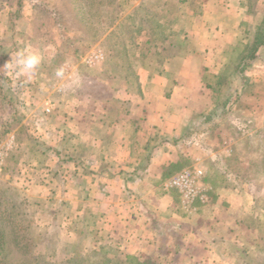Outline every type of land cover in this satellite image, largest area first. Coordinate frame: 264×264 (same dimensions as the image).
I'll return each instance as SVG.
<instances>
[{
  "label": "crops",
  "instance_id": "0c3cea01",
  "mask_svg": "<svg viewBox=\"0 0 264 264\" xmlns=\"http://www.w3.org/2000/svg\"><path fill=\"white\" fill-rule=\"evenodd\" d=\"M44 6L60 16L62 27L48 21L34 28V19ZM263 7L264 0H23L22 28L15 22L13 30L24 31L26 38L37 43L36 48L41 47L44 62H52L63 48V33L73 38L75 47L79 43L89 49L99 47L116 27H121V36L128 35L121 37V48L126 49L124 57L134 60L121 62L133 64V71L124 70L121 85L107 100L92 103L94 108L88 113L77 111V100L64 105L59 118L62 127L69 129L53 139L52 148L62 153L55 157L61 164L57 169L61 178L79 179L73 184L78 196L70 199V206L91 209L106 204L121 209V216L109 222L113 231L121 224V242L130 253L156 249L160 234L182 224L183 218L174 213L180 207V193L175 188L162 189V183L180 170L200 166V180L208 193L223 197L231 190L225 188L226 182L217 187L211 182L206 169L208 154L215 159L216 168L229 165L235 173L242 163L246 174L255 162L264 166V45L244 70V79L235 75L240 94L231 95L223 119L209 124L218 126L211 133L192 127L195 116L220 108L222 90L215 83L216 75L235 61L238 48L251 44ZM11 9H0V16L5 17L0 34L9 29ZM111 16L117 22L110 24ZM35 30L40 36L33 34ZM85 32L92 35L89 45L81 41ZM132 47L130 55L127 49ZM51 79L55 81L39 70L28 83L30 87L41 82L46 85ZM57 89L55 86L52 92ZM48 94L52 93L42 99L43 112L46 105L51 110L55 104ZM219 168L217 175L222 174ZM257 175L264 183V167ZM169 239L165 236L166 242Z\"/></svg>",
  "mask_w": 264,
  "mask_h": 264
},
{
  "label": "rangeland",
  "instance_id": "374dc122",
  "mask_svg": "<svg viewBox=\"0 0 264 264\" xmlns=\"http://www.w3.org/2000/svg\"><path fill=\"white\" fill-rule=\"evenodd\" d=\"M4 19L0 16V22ZM108 19L110 24L118 20L114 16ZM15 22L22 28L20 18ZM19 28L12 31L6 28L5 33L0 34V68L11 60L10 54L21 48L41 52V47L36 48L37 43H32L28 39L31 37L26 38ZM63 35V48L52 62H43L40 67V71L48 72L55 81L51 79L46 85L41 82L30 87L24 77L0 71V150L5 152L0 164V264H140L144 257L157 264H264V183L262 176L257 175L264 166L256 162L250 174H246V165L242 163L237 173L224 164L218 167L222 174L217 175L215 159L208 154L205 163L211 182L215 187L226 182L225 188L231 191L223 197L208 193V201L195 202L190 211L180 204L176 206L173 210L177 217L183 218L182 224L177 227L172 224L176 229L160 234L156 249L149 248L145 254L129 252L126 243L121 242L120 223L113 231L109 219L121 216V209L106 204L93 205L91 209L70 206V199L78 196L73 184L79 179L67 174L61 178L57 171L61 164L59 166L55 158L61 151L52 148L53 139L69 129V126L62 127L59 118L65 111L63 106L77 100L79 113L93 110L92 103L107 100L121 85L124 70L133 71V64L121 61L134 58L123 56L126 49L121 48V37L126 39L128 35L121 36V27H116L99 47L91 49L82 48L79 43L78 47L70 48L69 41L73 43V38ZM83 35L82 42L92 43L90 33ZM94 49L102 50L104 58L87 66L83 58ZM127 50L131 55L134 48ZM61 65L70 68L62 80L54 75ZM80 74L94 79L92 96L86 92L72 94V80ZM82 78L78 80V87L86 91L91 82L84 84ZM15 84L17 91L6 89L7 85ZM59 85L61 90L53 93ZM47 93H52L48 95L55 104L49 112H43L42 99ZM3 94L12 100L17 97V102L7 109ZM13 106L20 120L4 133L3 122L12 116ZM203 127L200 125L198 130L203 131ZM210 127L205 133L212 131ZM96 132L99 134L100 129ZM8 139L12 140L10 145H7ZM212 151L215 155V148ZM185 163L189 164L190 159ZM236 184L238 188L234 187ZM165 236L170 238L168 242Z\"/></svg>",
  "mask_w": 264,
  "mask_h": 264
},
{
  "label": "trees",
  "instance_id": "16d2710c",
  "mask_svg": "<svg viewBox=\"0 0 264 264\" xmlns=\"http://www.w3.org/2000/svg\"><path fill=\"white\" fill-rule=\"evenodd\" d=\"M22 5H23V0H0V9L12 8L9 11V18L7 20V26L10 31H12L14 28V20L21 17ZM60 19H61L60 16H58L56 13H53L47 6H44L41 8L39 12V16L34 19V28L38 29L39 24H44L45 26V23H48V21H50L49 23L52 25L57 24L60 27H62L60 23ZM46 28L49 29L50 26H47ZM47 32L48 31H45L44 34H46ZM33 34L37 37L40 36V32H38L37 30H35ZM69 45H71V47L73 46L72 48L75 47L71 39L69 41ZM263 45H264V7H263V15L261 17V20L255 27V33H254L251 44L250 45L245 44L242 47V49L238 48V51H235L236 52V56L234 58L235 61L234 62L231 61L227 65H224L219 71L220 75L219 74L216 75L217 79L215 83L222 90L221 100L218 103L220 105V108L219 109L217 108L212 113H209L206 115L195 116L194 124L192 126L193 129H195L197 132H201L198 130L199 126L201 125V126H204L201 130L205 132L206 130L209 129L210 126L208 124H210V122L216 119L221 120L225 117V115L229 112L226 106L230 103L231 95L235 93L236 97H238L240 94V91L236 92L239 89V87L235 84V75L238 74L242 76V78L244 79V73H243L244 70L250 66L252 61L258 58V50ZM227 52L228 51H226V53ZM228 55L230 57V54ZM232 56H234V53H232ZM81 75L83 76L82 82L84 84L85 83L88 84L91 82L89 89L86 91H82L78 87V80L79 81L81 80V77H82ZM75 79L76 80H72V83H71L73 86V91H72L73 95L77 96L78 95L77 93H82V92L88 93L89 96L93 95L92 94V88H93L92 80L94 79H92V77H87L86 75L84 76L83 74H80L79 76L77 75ZM6 89L10 90L11 92L17 91L18 85L17 84H15V86L7 85ZM4 96H6L5 104H6L7 109H8V105H12V103L15 104V102H17V97L14 100H12L9 96L3 94V98ZM13 109H14V106H13ZM13 111L14 112L11 113L12 116L8 120H5L7 122H3L5 124V129L3 130L4 133L8 131V129L13 123L18 122L20 120L15 115V113H17V109H14ZM216 126H218V123L214 122L213 126L210 128H213ZM74 259L76 260L75 257ZM140 264H157V263H155L153 260H151L148 257H144L141 260Z\"/></svg>",
  "mask_w": 264,
  "mask_h": 264
},
{
  "label": "built area",
  "instance_id": "2783aa9c",
  "mask_svg": "<svg viewBox=\"0 0 264 264\" xmlns=\"http://www.w3.org/2000/svg\"><path fill=\"white\" fill-rule=\"evenodd\" d=\"M104 54L100 49H94L87 53L83 58V63L87 66H92L102 61ZM61 90L58 86L57 92ZM45 112L50 111V107L46 105ZM10 138H13L10 136ZM12 140L8 139V144ZM5 152L0 150V164L2 163ZM203 175V170L200 166L192 168H184L162 183V189L167 191L175 188L180 193V205L186 211H190L195 202L204 204L208 199L209 188L205 186L200 178Z\"/></svg>",
  "mask_w": 264,
  "mask_h": 264
},
{
  "label": "clouds",
  "instance_id": "9594fccd",
  "mask_svg": "<svg viewBox=\"0 0 264 264\" xmlns=\"http://www.w3.org/2000/svg\"><path fill=\"white\" fill-rule=\"evenodd\" d=\"M11 55V60L0 68L5 75L15 74L17 77H24L25 82H30L39 73L40 67L44 62L42 53L34 48H21ZM70 71L69 66L61 65L54 75L58 79H64Z\"/></svg>",
  "mask_w": 264,
  "mask_h": 264
}]
</instances>
